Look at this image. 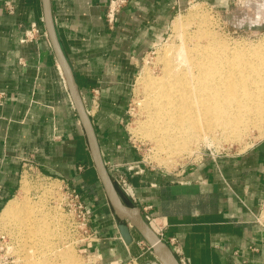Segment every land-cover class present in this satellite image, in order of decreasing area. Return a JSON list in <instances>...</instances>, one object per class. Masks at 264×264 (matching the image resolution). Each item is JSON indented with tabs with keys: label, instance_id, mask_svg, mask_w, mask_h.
I'll return each instance as SVG.
<instances>
[{
	"label": "crops",
	"instance_id": "crops-1",
	"mask_svg": "<svg viewBox=\"0 0 264 264\" xmlns=\"http://www.w3.org/2000/svg\"><path fill=\"white\" fill-rule=\"evenodd\" d=\"M6 1L0 0V214L25 194L23 179L31 165L33 175L64 179L81 192L101 235L88 249L101 264L137 263L145 256L150 261L152 247L136 227H130L131 244L121 236L118 225L129 220L115 214L96 172L46 30L42 0H10L14 12ZM108 1L51 0V7L124 203L164 227L160 235L149 224L182 264H264V227L255 220L264 195V138L243 153L207 155L169 171L148 167L127 137L124 122L139 62L164 40L188 0H130L114 28L105 20ZM31 22L42 33L21 42ZM121 174L133 194L118 184Z\"/></svg>",
	"mask_w": 264,
	"mask_h": 264
},
{
	"label": "rangeland",
	"instance_id": "rangeland-1",
	"mask_svg": "<svg viewBox=\"0 0 264 264\" xmlns=\"http://www.w3.org/2000/svg\"><path fill=\"white\" fill-rule=\"evenodd\" d=\"M178 18H181L183 22L180 27L175 28L173 23ZM207 32L214 36L213 47L226 51L229 57H237L243 53L254 57L253 52L259 47H264V0H188L186 6L179 9L173 18L164 40L140 60L132 84L131 99L124 124L127 137L136 149V155L150 168L176 171L207 155L243 153L264 138V119L261 120L256 115L253 101L248 105L240 102L239 105L234 106L236 111L233 114L238 115V124L241 128L236 138L230 129L222 126L202 127L198 130L196 138L190 139L187 148L189 150L173 152L167 147L165 151V147L161 145L164 151L161 147L157 148L160 143L156 135L142 132L145 128L143 125L147 124L146 119L149 120L146 102L150 100L152 92L148 91V85L144 82L143 84L141 78L144 75H149L153 79H159L160 76L162 78L168 65L164 67L167 63L164 60L165 56L170 57L172 62H176L175 64L180 63L182 67L187 68L189 65L185 64L187 62L182 61V58H176L175 54L171 56L166 54L167 46H172L173 49L181 46L180 48L187 50L185 52H189L197 46L196 44L206 45L211 41ZM44 177L50 176L44 175ZM50 178L48 184H45L44 180L38 181L31 171L25 172L23 179L25 194L17 198L18 202L20 201L19 209L12 216L0 217V230L7 234L10 251L18 258L20 264H101L95 254L82 251L74 244H70L68 240L66 241L67 235L59 225L61 217L57 205L60 199L57 196L60 195L50 193L54 190L53 187H61L62 181L57 180L58 178ZM116 187L119 191L117 185ZM53 196L56 197L52 199ZM43 223L42 229L40 225ZM47 243L49 244L46 247ZM153 256L151 254L150 261L161 264ZM146 260H148L147 256L137 263L128 261L118 264H143Z\"/></svg>",
	"mask_w": 264,
	"mask_h": 264
},
{
	"label": "bare ground",
	"instance_id": "bare-ground-1",
	"mask_svg": "<svg viewBox=\"0 0 264 264\" xmlns=\"http://www.w3.org/2000/svg\"><path fill=\"white\" fill-rule=\"evenodd\" d=\"M182 22V19L178 18L173 25L177 28ZM207 36L211 41L206 45L196 44L197 46L189 52H185L187 50H183L185 48L182 49L181 46L178 49L167 46L166 54H175L176 58H182V61L189 65H185L187 68L182 67L180 63L175 64L170 57L165 56L167 63L164 62V67L168 65L165 75L163 72L164 77L153 79L144 75L141 78L142 83L148 85V91L152 92L150 100L147 98L146 102L149 120L146 119L147 124L143 125L145 128L142 132L156 135L160 143L157 148L164 146L165 151L168 148L173 152L189 150L187 148L190 139L194 138L202 127L222 126L230 129L236 138L241 128L238 115L233 113L236 111L234 106L240 102L248 105L253 101L256 115L261 120L264 119V47L253 50L254 57L245 53L229 57L226 51L213 47L214 36L211 33L207 32ZM164 147H161L163 151ZM19 202L17 198L9 201L0 217L14 215L19 209ZM40 226L43 229L44 223Z\"/></svg>",
	"mask_w": 264,
	"mask_h": 264
},
{
	"label": "water",
	"instance_id": "water-1",
	"mask_svg": "<svg viewBox=\"0 0 264 264\" xmlns=\"http://www.w3.org/2000/svg\"><path fill=\"white\" fill-rule=\"evenodd\" d=\"M42 2L46 30L57 60L63 70L64 76L69 86L72 100L77 109L81 123L85 129L96 172L115 211V214L121 221L129 220V223L120 222L118 225L123 240L126 242V244H131L133 242V235L131 233L130 227H136L143 238L146 240V242L152 247L154 256L157 261H159L161 264H182L175 253L172 251L170 246L152 229L149 223L143 218L140 209L136 206H129L124 203L105 164L95 127L93 125L91 117L88 114L80 88L75 78L74 71L59 41L54 23L51 0H42ZM143 264H156V262L147 261Z\"/></svg>",
	"mask_w": 264,
	"mask_h": 264
},
{
	"label": "built area",
	"instance_id": "built-area-1",
	"mask_svg": "<svg viewBox=\"0 0 264 264\" xmlns=\"http://www.w3.org/2000/svg\"><path fill=\"white\" fill-rule=\"evenodd\" d=\"M130 0H109L105 13V20L110 28H114L117 22L118 13L122 10V8L128 4ZM7 9L9 12H14V4L9 0L6 1ZM42 29L41 26L37 22H31L30 25L24 29L23 36L20 39L21 42H30L37 40L41 35ZM215 157V156H214ZM27 171H32L31 165H27ZM117 169V168H113ZM118 170V169H117ZM26 171V172H27ZM36 179L44 180L45 184H48V180L50 177H44V175L40 173L34 174ZM61 180V187H53L54 190L50 191V193L57 194L60 196V200H58V208L60 210V221L59 225L61 229L67 235L66 241L70 244H74L75 246L82 249V251L89 252V246L93 243L97 238L100 237L99 231L95 222L93 221L92 211L87 205L85 199L81 192L68 184L64 179ZM118 184L121 188L127 193L133 194L130 183L128 179L121 174L119 179H117ZM56 196H53L54 199ZM149 224L157 230V232L162 235L164 227L156 222L155 218L151 215H146ZM255 220L258 224L264 227V195L260 202V211L255 216ZM7 234L0 230V264H20L18 258L10 251L8 246L9 241L6 238ZM175 242L174 239H171ZM252 249L256 250V247H252ZM252 264V263H248Z\"/></svg>",
	"mask_w": 264,
	"mask_h": 264
}]
</instances>
